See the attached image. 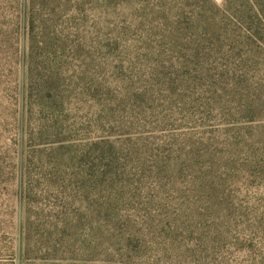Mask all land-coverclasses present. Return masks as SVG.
<instances>
[{
    "label": "rangeland",
    "instance_id": "obj_1",
    "mask_svg": "<svg viewBox=\"0 0 264 264\" xmlns=\"http://www.w3.org/2000/svg\"><path fill=\"white\" fill-rule=\"evenodd\" d=\"M231 1L0 0V264H264V0Z\"/></svg>",
    "mask_w": 264,
    "mask_h": 264
},
{
    "label": "trees",
    "instance_id": "obj_2",
    "mask_svg": "<svg viewBox=\"0 0 264 264\" xmlns=\"http://www.w3.org/2000/svg\"><path fill=\"white\" fill-rule=\"evenodd\" d=\"M243 1H245L248 5H249V8L252 10V11H254V12H256L254 9H255V7H257L256 6V4H254L253 3V0H243ZM224 2H226V6L228 7V8H232V1L231 0H224ZM259 6V5H258ZM227 11V10H226ZM260 21V22H259ZM259 21H249L250 22V25L251 24H253V23H255L256 25H261L262 27H263V29H264V23L261 21V20H259ZM240 26H242L243 27V23H241V22H239L238 23ZM247 29V28H246ZM248 30V29H247Z\"/></svg>",
    "mask_w": 264,
    "mask_h": 264
}]
</instances>
